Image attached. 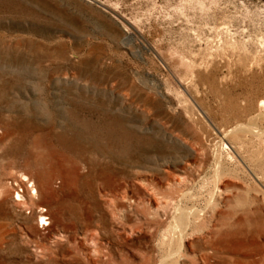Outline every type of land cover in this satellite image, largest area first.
Masks as SVG:
<instances>
[{
	"label": "rangeland",
	"instance_id": "rangeland-1",
	"mask_svg": "<svg viewBox=\"0 0 264 264\" xmlns=\"http://www.w3.org/2000/svg\"><path fill=\"white\" fill-rule=\"evenodd\" d=\"M0 264H264V0H0Z\"/></svg>",
	"mask_w": 264,
	"mask_h": 264
},
{
	"label": "bare ground",
	"instance_id": "bare-ground-1",
	"mask_svg": "<svg viewBox=\"0 0 264 264\" xmlns=\"http://www.w3.org/2000/svg\"><path fill=\"white\" fill-rule=\"evenodd\" d=\"M32 189H33V193L37 192V190H36V188L34 186H33ZM16 195H17L16 197L18 198L19 194L17 193ZM40 209L43 210V211L46 210V209H44L42 207L39 208V211H40ZM182 215H183V213H182ZM181 216L178 218V220H176L177 221L176 226L179 227V228H181L183 226V224L185 222V219H186V218H181ZM44 220L46 221V218L44 217V213L40 211L39 212V216H38V222H40V224H43L45 222ZM49 223H50V221H46L45 224H49Z\"/></svg>",
	"mask_w": 264,
	"mask_h": 264
}]
</instances>
